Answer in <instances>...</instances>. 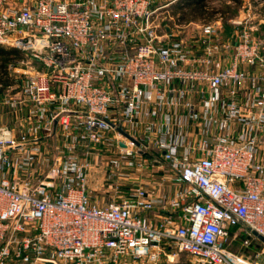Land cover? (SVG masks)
<instances>
[{
  "label": "built area",
  "instance_id": "2783aa9c",
  "mask_svg": "<svg viewBox=\"0 0 264 264\" xmlns=\"http://www.w3.org/2000/svg\"><path fill=\"white\" fill-rule=\"evenodd\" d=\"M175 1L0 0V45L24 55L9 66L3 103L28 109L16 126H0V264H174L182 255L264 264L240 223L264 237L258 29L246 18L227 36L220 15L190 38L163 16ZM160 108L186 111L203 130L184 153L141 122ZM52 137L53 157L42 147ZM111 142L127 157L136 147L138 168L162 153L156 172H175L174 193L111 187L110 204L93 202L92 152ZM20 168L26 177L6 176Z\"/></svg>",
  "mask_w": 264,
  "mask_h": 264
},
{
  "label": "rangeland",
  "instance_id": "374dc122",
  "mask_svg": "<svg viewBox=\"0 0 264 264\" xmlns=\"http://www.w3.org/2000/svg\"><path fill=\"white\" fill-rule=\"evenodd\" d=\"M241 4L231 3L228 0H212L210 3L211 8L226 10V7H229V13L226 15L227 20L225 21L226 26H228L229 35L234 33L236 27L235 20L240 16L241 12L245 13L247 19L252 20L253 24L257 27V31L254 33L256 41L261 46L262 53L264 55V4L254 3V0H241ZM181 0L175 1L166 11L163 13L164 17H167L166 23L170 24L171 22L176 21L180 18L186 10H179L178 4ZM256 4V5H255ZM215 13L213 20L214 21L218 16H223L222 14ZM250 15V17H249ZM224 17V16H223ZM246 20V19H245ZM205 21L197 22H183L180 25V31L183 35H187L190 38L198 37L200 33V28ZM233 22V23H232ZM250 23V22H249ZM14 120L15 117L12 116ZM12 118L7 114H0V123L2 125L10 126L12 125ZM52 141L47 142L45 151L50 156H55L57 154V149L59 148L55 138L51 139ZM120 147L123 148V145H118L116 142L106 143L98 151L93 150L92 163H93V172L92 174H97L99 180L106 185L112 187H118L123 195L133 193V190L137 188V179L140 174L138 172L137 165L142 163V160L135 155L136 147H132L133 154L132 156L122 155ZM91 183V180H90ZM108 188V187H107ZM118 196V195H117ZM117 196L98 193V201L100 205H108L111 203L113 198ZM240 231V230H239ZM254 249L251 252V255L255 258L256 254L263 250L264 245L261 242L254 241ZM236 251L241 250L239 245L234 246ZM192 264V258L188 255H182L174 264ZM20 264V263H17ZM160 264H169L165 261Z\"/></svg>",
  "mask_w": 264,
  "mask_h": 264
},
{
  "label": "crops",
  "instance_id": "0c3cea01",
  "mask_svg": "<svg viewBox=\"0 0 264 264\" xmlns=\"http://www.w3.org/2000/svg\"><path fill=\"white\" fill-rule=\"evenodd\" d=\"M176 23V21H175ZM167 31L170 32V28H167ZM3 100H0V114H7L9 117L14 116L16 120L12 118V125L8 127H14L16 126L15 122H17V119L20 123L21 121H24V119L28 115V109L22 108L21 110H17L13 112L14 110L10 106H6L3 103ZM145 112H152V109L150 107H145L144 108ZM142 123H155L156 125V133L158 134V138H161L163 141L167 142H175L181 147H179L180 153L185 152V148L187 145H192L196 141H198L199 136H202L203 130L199 129V123L195 120H191L187 114L186 111L180 110L176 115H175V109L173 108H160L158 109L156 115H151L147 119L146 118H141ZM18 125V124H17ZM0 126H7V125H2L0 123ZM140 126V125H139ZM131 134L135 138H139L143 132L141 126L136 129V130H130ZM52 138H47L44 139L42 147L45 149L47 142L52 141ZM56 140V138H55ZM57 144L58 141L56 140ZM45 153H47L45 151ZM152 155L154 156V161L150 162L151 166L150 167H145V168H137L138 172H140L138 179H137V188L138 187H143L145 189H161L160 194L162 196H167L170 197L176 188L178 187L177 183V175L175 172L169 168L167 164H165L164 170L160 172H156L158 169V166L162 164L161 161V156L162 153L158 152L157 150L152 151ZM18 159V156L15 155L14 160L16 161ZM19 161V159H18ZM152 165L156 166L155 171L152 170ZM6 176L10 179H14L15 177H20L24 178L27 176V172L20 168L18 170H10L9 173L6 174ZM165 180V183L163 187H161V182ZM108 187V188H107ZM106 185L101 182V180L98 179L97 174H92L91 176V188L93 189V195H92V201L97 202L98 193L102 194H109L112 195L111 193V187L110 185ZM136 188V189H137ZM135 189V190H136ZM133 190V192L135 191ZM132 193V192H131ZM130 194V193H129ZM128 195V194H127ZM99 202V201H98Z\"/></svg>",
  "mask_w": 264,
  "mask_h": 264
},
{
  "label": "trees",
  "instance_id": "16d2710c",
  "mask_svg": "<svg viewBox=\"0 0 264 264\" xmlns=\"http://www.w3.org/2000/svg\"><path fill=\"white\" fill-rule=\"evenodd\" d=\"M231 3L241 4V0H228ZM212 0H181L178 4L179 10H186L184 14L176 20V23L183 22H197L205 21L210 22L213 20L214 14L219 13L224 16V20H227V14L229 13L230 8L226 7V10H218L210 7ZM224 21L225 33L228 36L229 30L227 24ZM24 55L21 51L15 48H9L6 46L0 45V100L5 98L10 87L14 85V80L10 75L9 66L15 61L23 58ZM181 264V263H177Z\"/></svg>",
  "mask_w": 264,
  "mask_h": 264
},
{
  "label": "water",
  "instance_id": "95a60500",
  "mask_svg": "<svg viewBox=\"0 0 264 264\" xmlns=\"http://www.w3.org/2000/svg\"><path fill=\"white\" fill-rule=\"evenodd\" d=\"M245 19H246L245 13L241 12L240 16L235 20V23L243 24L245 22ZM119 132L139 146L138 142L134 138H132L130 135L125 133L122 129H119ZM240 223L248 232H250L254 237H256L259 241H261L264 244L263 236H261L259 233H257L254 229H252L250 226L246 225L245 223L243 222H240ZM37 264H55V263L51 261L42 260V261L37 262Z\"/></svg>",
  "mask_w": 264,
  "mask_h": 264
}]
</instances>
